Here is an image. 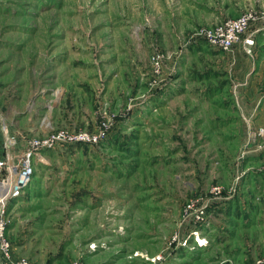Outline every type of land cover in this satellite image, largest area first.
Returning <instances> with one entry per match:
<instances>
[{"label": "rangeland", "instance_id": "1", "mask_svg": "<svg viewBox=\"0 0 264 264\" xmlns=\"http://www.w3.org/2000/svg\"><path fill=\"white\" fill-rule=\"evenodd\" d=\"M246 13L264 0H0L3 132L72 138L2 209L0 264H264L262 110L200 35Z\"/></svg>", "mask_w": 264, "mask_h": 264}, {"label": "built area", "instance_id": "2", "mask_svg": "<svg viewBox=\"0 0 264 264\" xmlns=\"http://www.w3.org/2000/svg\"><path fill=\"white\" fill-rule=\"evenodd\" d=\"M259 20L256 14L246 13L237 19H228L217 25L214 29L203 30L201 36L204 41L212 48L220 51L228 52L235 46L239 45L243 36L247 33L251 25ZM249 46L254 45L253 40H246ZM159 66V65H158ZM6 136V154L4 158H0V219L1 223L3 217L1 216L2 209L6 207L7 203L13 199L21 196L28 185L31 183L34 174L32 165L33 155L45 147H52L54 143L62 139H72L65 133H60L57 136H52L47 141L41 142L32 140L26 152L20 159H15L12 154V147L15 145V140L8 136L5 127ZM77 137V136H76ZM76 139H89L87 135H81ZM5 225L0 224V255L3 254L7 259L10 258V243L4 237ZM14 264H32L26 259H21Z\"/></svg>", "mask_w": 264, "mask_h": 264}, {"label": "crops", "instance_id": "3", "mask_svg": "<svg viewBox=\"0 0 264 264\" xmlns=\"http://www.w3.org/2000/svg\"><path fill=\"white\" fill-rule=\"evenodd\" d=\"M245 40H253L255 43L252 47L246 45ZM212 54V53H211ZM212 55H216L213 53ZM223 58V60H222ZM224 69L230 74L232 80V90L240 102L243 115L248 117L257 114V108L261 109L256 115L255 123L261 124L264 120L263 102V85L264 81V13L259 21L255 22L248 33L243 37L240 45L235 46L232 50L226 52L221 59H216ZM6 130L11 121H4ZM3 125L0 118V158L6 154V136L3 132ZM10 132V131H9ZM16 145L12 147V154L15 159H20L28 146L27 137H12Z\"/></svg>", "mask_w": 264, "mask_h": 264}]
</instances>
